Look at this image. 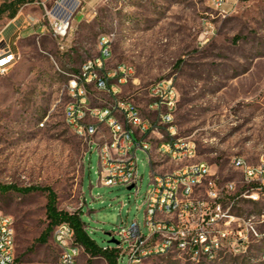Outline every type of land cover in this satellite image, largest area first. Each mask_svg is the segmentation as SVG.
Segmentation results:
<instances>
[{
    "label": "rangeland",
    "instance_id": "obj_1",
    "mask_svg": "<svg viewBox=\"0 0 264 264\" xmlns=\"http://www.w3.org/2000/svg\"><path fill=\"white\" fill-rule=\"evenodd\" d=\"M80 1L70 37L61 41L46 13L55 0H0L6 9L0 34L14 9L40 25L15 44L0 40L5 50L19 54L0 75V206L13 218L17 258L58 260L54 229L45 241L38 240L51 206L80 216L99 247H115L110 239L122 221H137L146 233L143 202L152 186L146 154L137 151L138 190L101 185L97 146L86 152V143L64 120L70 75L99 54V37L109 35L108 66L125 63L134 69L122 96H132L142 115L157 123L147 89L154 81L173 79L180 93L176 136L196 143L198 159L211 165L222 186L235 182L232 212L243 217L241 254L214 263L171 254L142 264H264V181L248 183L232 165L235 156L253 166L264 163V0H225L219 8L211 0ZM91 94L93 105L109 100L106 94ZM158 130L168 138L164 126ZM100 136L107 138L108 131ZM156 165L164 172L175 168ZM87 254L79 264H108L102 255L89 259Z\"/></svg>",
    "mask_w": 264,
    "mask_h": 264
},
{
    "label": "built area",
    "instance_id": "obj_2",
    "mask_svg": "<svg viewBox=\"0 0 264 264\" xmlns=\"http://www.w3.org/2000/svg\"><path fill=\"white\" fill-rule=\"evenodd\" d=\"M211 2L219 8L225 0ZM80 4V0H55L46 11L61 41L69 39L71 21ZM18 57V52L0 46V75L7 74ZM111 58L112 40L109 35H101L99 54L86 60L78 73L70 75V100L65 106L64 120L86 143V152L97 146L101 185H133L138 190L141 178L137 151L141 150L152 167V186L143 202L146 233L137 221L129 225L122 221L112 237L118 236V243H114L115 247H100L101 251L115 250L118 264H122L124 256L126 264H142L150 258L171 254L194 262L214 263L228 255L243 253V217L232 212L238 198L234 192L236 184L229 181L222 186L211 165L198 159L196 143L176 136L174 117L180 93L173 79L154 81L147 89L148 109L157 115V123H153L142 115L132 96H122V87L134 75V69L125 63L109 67ZM92 90L106 94L109 100L100 106L93 105ZM159 126L166 128L167 139L159 132ZM103 129L108 131L107 138L100 136ZM154 135L159 136L156 142ZM165 162L175 168L165 172L155 168V164L161 167ZM232 165L244 174L248 183L263 184L264 163L253 166L243 157L235 156ZM53 238L60 249L57 261L19 260L15 254L13 218L0 206V264H79L85 249L76 241L73 227L67 222L56 225ZM87 255L93 259L101 254Z\"/></svg>",
    "mask_w": 264,
    "mask_h": 264
},
{
    "label": "trees",
    "instance_id": "obj_3",
    "mask_svg": "<svg viewBox=\"0 0 264 264\" xmlns=\"http://www.w3.org/2000/svg\"><path fill=\"white\" fill-rule=\"evenodd\" d=\"M5 10H6L5 6L2 5L0 7V15L4 13ZM16 14H17V9H14L10 13L9 17L13 18ZM48 207H50V205H48ZM48 211H49V215H48L49 223L46 229L41 233L38 240L45 241L51 235L56 225L62 222H67L73 227L75 231L76 241L79 242L81 245H83L86 253L90 254L91 256H97L101 254L102 256L105 257L108 264H118L117 252L115 250L104 251V252L101 251V248L89 236L87 230L83 228V221L81 220L80 216L68 215L67 213H59L56 211V209L53 206H51Z\"/></svg>",
    "mask_w": 264,
    "mask_h": 264
},
{
    "label": "crops",
    "instance_id": "obj_4",
    "mask_svg": "<svg viewBox=\"0 0 264 264\" xmlns=\"http://www.w3.org/2000/svg\"><path fill=\"white\" fill-rule=\"evenodd\" d=\"M28 19L29 16L23 15L22 11L18 12L2 29L0 40L4 39L11 44H15L18 39L22 38L24 34L27 33V30L31 29L35 31L40 27V25L36 23V18L32 19V23H30Z\"/></svg>",
    "mask_w": 264,
    "mask_h": 264
},
{
    "label": "water",
    "instance_id": "obj_5",
    "mask_svg": "<svg viewBox=\"0 0 264 264\" xmlns=\"http://www.w3.org/2000/svg\"><path fill=\"white\" fill-rule=\"evenodd\" d=\"M132 188H133V185L128 186V189H132ZM110 242H112V243H118V241L116 239H114V238H111L110 239Z\"/></svg>",
    "mask_w": 264,
    "mask_h": 264
}]
</instances>
